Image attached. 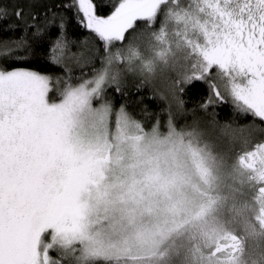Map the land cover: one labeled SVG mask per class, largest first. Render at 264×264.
<instances>
[{
	"label": "snow or ice",
	"instance_id": "obj_1",
	"mask_svg": "<svg viewBox=\"0 0 264 264\" xmlns=\"http://www.w3.org/2000/svg\"><path fill=\"white\" fill-rule=\"evenodd\" d=\"M262 236L264 0H0V264H248Z\"/></svg>",
	"mask_w": 264,
	"mask_h": 264
},
{
	"label": "rangeland",
	"instance_id": "obj_2",
	"mask_svg": "<svg viewBox=\"0 0 264 264\" xmlns=\"http://www.w3.org/2000/svg\"><path fill=\"white\" fill-rule=\"evenodd\" d=\"M133 161V154L131 151L125 154V162ZM187 168L191 174V179L193 183H197V177L195 173V163L188 157L187 158ZM219 179L217 181L216 191L219 192H228L229 186L233 183V178L228 174L226 170H222L217 173ZM192 189L189 188V193L191 194ZM193 210H195V203L193 204ZM221 216L223 219H227V213L222 212ZM228 228L233 227L231 224L225 225ZM264 253V236L257 238H251L249 243L245 246L244 259L248 261V264H251L252 259H260V254ZM261 264H264V260H261Z\"/></svg>",
	"mask_w": 264,
	"mask_h": 264
},
{
	"label": "trees",
	"instance_id": "obj_3",
	"mask_svg": "<svg viewBox=\"0 0 264 264\" xmlns=\"http://www.w3.org/2000/svg\"><path fill=\"white\" fill-rule=\"evenodd\" d=\"M146 102H148V101H146Z\"/></svg>",
	"mask_w": 264,
	"mask_h": 264
}]
</instances>
